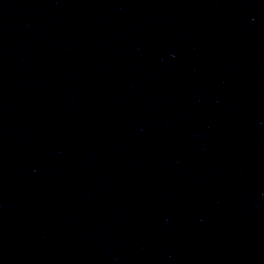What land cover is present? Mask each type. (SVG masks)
Returning a JSON list of instances; mask_svg holds the SVG:
<instances>
[{
    "label": "water",
    "instance_id": "1",
    "mask_svg": "<svg viewBox=\"0 0 264 264\" xmlns=\"http://www.w3.org/2000/svg\"><path fill=\"white\" fill-rule=\"evenodd\" d=\"M0 264H264V0H0Z\"/></svg>",
    "mask_w": 264,
    "mask_h": 264
}]
</instances>
